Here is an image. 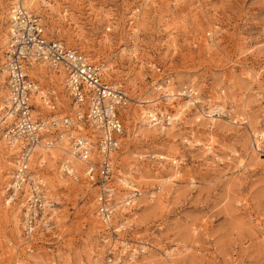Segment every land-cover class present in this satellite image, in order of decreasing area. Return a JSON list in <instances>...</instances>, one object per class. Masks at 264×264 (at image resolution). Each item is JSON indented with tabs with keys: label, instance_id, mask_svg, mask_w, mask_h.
Masks as SVG:
<instances>
[{
	"label": "rangeland",
	"instance_id": "rangeland-1",
	"mask_svg": "<svg viewBox=\"0 0 264 264\" xmlns=\"http://www.w3.org/2000/svg\"><path fill=\"white\" fill-rule=\"evenodd\" d=\"M14 1L0 0V67ZM29 8L42 17L51 36L104 61L106 78L122 84L131 98L122 109L125 135L118 164L140 194L128 207L131 215L116 212L112 219L114 227L125 223L115 249L124 244L121 240L130 246L149 242L135 264H264V156L252 145L254 132H264V0H38ZM161 84L176 94L175 103L160 99L156 88ZM191 84L202 94V106L222 98L223 106L234 108L232 114L211 126L197 121L198 109L180 96L183 86ZM56 87L60 99L70 104L67 89ZM6 95L0 70L1 106ZM144 99L154 102L138 103ZM152 107L174 114L183 109L171 125L173 132L171 126L148 127L144 119ZM233 112L244 116L237 124L229 121ZM222 123L227 128L221 131ZM4 133L1 125L0 264H129L117 250L113 262L108 261L112 248L104 238L113 233L100 221L96 189L85 177L64 176L70 183L66 187L51 183L49 176H60L59 162H48L44 172L48 190L59 202L58 227L51 237L57 235L39 238L34 251H26L24 202L7 203L15 156ZM187 134L194 135L196 144H184ZM208 145H214L219 159L207 154ZM176 157L183 158L181 175L159 202L158 188L165 177L174 178Z\"/></svg>",
	"mask_w": 264,
	"mask_h": 264
},
{
	"label": "built area",
	"instance_id": "built-area-1",
	"mask_svg": "<svg viewBox=\"0 0 264 264\" xmlns=\"http://www.w3.org/2000/svg\"><path fill=\"white\" fill-rule=\"evenodd\" d=\"M5 54L10 95L6 107L0 112V125L5 124L8 137L19 142L20 146L8 191L16 200L24 201L22 223L26 251L33 252L38 239L51 237L58 227L59 202L48 191L44 179L47 163L42 162L34 170L31 166L33 155L42 143L49 148L53 143L68 140L84 164L85 179L96 189V213L103 224H108L107 230L113 233L112 237L104 238L106 242L110 241L109 248H112L108 261H113L111 255L117 250L119 259L124 257L129 264H135L134 261L148 251L150 243L141 241L130 246L125 241L115 249V241L120 238L118 232L123 225L120 223L114 227L111 224L117 212V200L125 203V207H132L140 194L133 191L126 198L123 195L118 198L119 189L115 182V175L120 170L118 153L125 135L122 109L131 102L127 90L122 84L107 80L104 61H94L86 52L51 36L42 17L22 7L14 10ZM37 61H45L53 69L62 67L65 70L66 88L73 108L69 113L63 111L65 108L59 94L30 74V68ZM196 88L193 84L185 85V98L190 99L196 109L210 111L212 108L208 105H201L202 94ZM36 93L40 94L46 109H50L49 113L36 102ZM162 110V113L157 110L152 120L157 126L167 128L172 125L174 112L169 108ZM212 114L222 118L229 116L224 115L220 108ZM187 135L193 139L192 135ZM183 142L190 145L189 141ZM252 145L264 156V132L258 136L253 134ZM63 171L74 180L81 178V174L71 172L67 167Z\"/></svg>",
	"mask_w": 264,
	"mask_h": 264
},
{
	"label": "bare ground",
	"instance_id": "bare-ground-1",
	"mask_svg": "<svg viewBox=\"0 0 264 264\" xmlns=\"http://www.w3.org/2000/svg\"><path fill=\"white\" fill-rule=\"evenodd\" d=\"M38 0H16V1H14V2H16V4L14 5V7H13V9H11V12H12V21H13V17H14V10H15V8H17V7H22V8H25V9H28V10H30V6H33L36 2H37ZM140 10H141V8H139V9H137V10H135V12H134V15H138L139 13H140ZM31 11V10H30ZM10 12V13H11ZM9 13V14H10ZM12 21H11V23H12ZM11 27V26H10ZM106 29H107V32H111L112 31V25H109V26H107L106 27ZM9 33H10V29H9ZM8 39H9V35H8V37H7V42H6V44L8 43ZM7 46V45H6ZM124 48V47H123ZM136 47H134V48H132V49H135ZM131 49V48H130ZM5 51H6V49H5ZM5 62H6V54H5V61H4V63L2 64V67H0V70H1V74H2V77L5 79V81H6V90H7V95H6V98L4 99V104H3V102L1 103L2 104V106H1V110H0V112L2 111V109H4L5 107H6V105H7V103H8V99H9V95H10V88H9V85H8V71H7V68H6V66H5ZM151 66H152V68H155V64H151ZM158 68V67H157ZM48 69V71H50V76L49 75H47L46 76V74H43V71L44 70H47ZM158 69H160V68H158ZM105 73L107 74V65L105 64ZM30 74L31 75H33L34 77L36 76V78L39 76V78L41 79V80H44V81H47L48 83H46L48 86H50V87H52L57 93H60L59 91H57V87H56V85L60 88V86L62 87V89L64 88L65 89V91H66V87H67V82H66V72H65V70L62 68V67H59L58 69H53V68H51V66L47 63V62H45V61H37L31 68H30ZM161 79V78H160ZM160 79H158L157 81L159 82V80ZM108 80V79H107ZM63 84H64V87H63ZM49 87V88H50ZM160 87V88H159ZM158 88H156V90L158 91V90H160V92L163 94H161L160 93V99L162 100V97H161V95L162 96H164L165 98H166V102L165 103H167V104H173V103H175L176 102V94L174 93V94H172L169 90L170 89H168L167 88V86H166V88L164 87V85L163 84H161V86H159ZM185 87V85L183 86V88ZM183 88H182V90H181V95L180 96H184V94H183ZM61 89V88H60ZM196 89H198V88H196ZM68 91L69 90H67L66 92H67V94H68ZM151 92V91H150ZM198 92H199V90H198ZM223 92V90L221 91V93ZM149 93V92H148ZM35 96V100H36V102L38 103V104H41V106H42V108L43 109H45V112L47 111L48 113L50 112V109L49 108H47L46 109V106L45 105H43L44 104V102L43 101H41V99H40V94H35L34 95ZM69 94L68 95H66V101H67V99H69L70 98V100H72L71 99V97L69 96ZM153 97V96H152ZM185 97V96H184ZM199 97L197 96V99H198ZM186 99V101L184 102L185 103V105H191L192 104V101L190 100V99H188V98H185ZM151 102H154V99L153 100H151V99H148L147 101H145V99H144V101L142 100V101H140V102H138V103H142V105H144L145 103H151ZM223 102L224 101H222V98H218L216 101H215V103L214 104H211V103H207L206 104V106L208 105V107H210V108H212L210 111H207V110H205V109H203V108H200L198 111H196V113H197V117H196V119H197V121H202V120H205L210 126L211 125H214L215 124V122L217 121V120H223V118L222 117H215V116H213V112L215 111V109L216 108H220L222 111H223V114L224 115H231L232 114V110H234V108H232V110L230 111V109L228 108V107H225V106H223ZM61 104H62V106L65 108V110L63 109V111H66L67 113H69L71 110H68L69 109V107L71 106V108H72V105H71V102H70V104L68 103V104H66L62 99H61ZM67 105H69V106H67ZM176 105V104H175ZM61 106V107H62ZM216 107V108H215ZM180 108V107H179ZM177 109L178 111H177V113H175V114H172L171 116H172V126H173V124L175 123V122H177V121H179L180 120V114L183 112V109ZM205 108V107H204ZM73 109V108H72ZM153 109V110H152ZM152 109H147L146 110V115H145V117H146V119H144L146 122V124L148 125V127H154L155 128V126H157L155 123H153V120H152V117H154V116H156L157 115V110L158 111H161V113L163 112V110L162 109H157V108H153L152 107ZM44 114H47V113H44ZM164 114V113H163ZM242 114H239V112L238 113H235V112H233V115H232V117H231V119H229V121H231L232 123H234V124H237V123H239V121L244 117V116H241ZM242 117V118H241ZM228 120V119H227ZM8 121H10V120H8ZM201 123H202V125L204 124V126H206L205 125V123L204 122H200V125H201ZM1 125H3L4 126V128H5V124H1ZM0 125V126H1ZM171 126V125H170ZM171 126V127H172ZM221 127H220V130L222 131L223 129H225V128H227V126L225 125V124H223L222 123V125H220ZM160 130H164V129H166L164 126L163 127H160V126H157ZM214 127V126H213ZM168 128H170V127H168ZM83 129V128H82ZM174 128L172 127V131L171 132H173L174 130H173ZM143 130H146V129H144L143 128ZM4 131H5V129H4ZM94 132V131H93ZM254 134H255V132H254ZM260 133H258V134H256L257 136L259 135ZM190 135H192V137H193V139H191L190 138V136H187V137H185L184 139H183V141H189V143L191 144V143H193L194 142V135L193 134H190ZM207 135H210L211 137H215V135H214V133H213V131H209L208 133H207ZM4 136H5V138L7 139V144H8V147H9V150H11L12 152H13V154H14V164L12 163V166H13V169H12V174H11V178H10V182H9V184L12 182V178H13V171H14V169H15V166H16V160H17V157H18V153H19V151H20V146H19V142H16L15 140H11L9 137H8V135H7V133L5 132L4 133ZM94 138H96V136H94ZM196 144V143H195ZM197 144L199 145V142H197ZM59 149L58 151H61L62 152V154H60V159L58 160L57 159V156H56V153H54L55 152V150L56 149ZM213 148H214V145H208V146H206V152H207V154H209V155H213V157L214 158H216V159H219V157H218V155H216V154H214L213 153ZM46 149H48V150H46ZM155 156H157V155H155ZM263 156V155H262ZM37 158L36 159V161H37V165L35 166V167H33V159L34 158ZM165 157H166V155H160V158L162 159V160H164L165 159ZM33 159H32V168L34 169V170H36L37 169V167L39 166H41V164H42V162H46V163H48V162H54V163H57V162H59V171L62 173H60L59 175V177L58 178H56L55 176H49V179H50V181H51V183L53 184V185H58V184H61L62 186H68L70 183L68 182V180L64 177V176H66L65 174H64V171H63V168H65V167H67L71 172H76V173H79V174H81V176L83 175V176H85L84 175V173H83V169H84V164H83V162H82V160L77 156V154L74 152V150H73V148H72V146H71V144H70V142L68 141V140H66L65 142H62V143H57V144H55V143H53L49 148L44 144V143H42L37 149H36V151H35V153H34V155H33ZM183 158L182 157H176V158H174V159H172V166L174 167V178H172L171 176L170 177H165L163 180H162V183L160 184V186H159V188H158V190L160 189V196H159V202H162V199L164 198V197H166V196H164V195H167L168 194V192H169V187L168 188H166L170 183H172V182H174L176 179V177L177 176H180L181 175V172H180V170H179V167H180V163L183 161L182 160ZM62 162V163H61ZM53 169H55V168H53ZM52 170V169H51ZM156 172V171H155ZM158 174V173H157ZM67 177H70V176H67ZM70 178H72V177H70ZM45 179V178H44ZM45 181H46V179H45ZM115 182H116V185H117V187L119 188V192L121 193V194H123V197H128L130 194H132V193H134L133 191H140L139 190V187H138V184L135 182V181H133L132 179H131V177H130V174L129 173H127V174H125V176L124 175H122L119 171L117 172V174L115 175ZM46 184H47V186H48V183H47V181H46ZM165 186V187H164ZM165 188H166V190H165ZM164 190V191H163ZM49 191V190H48ZM161 191H163V192H161ZM157 192V191H156ZM159 193V192H158ZM162 197V198H161ZM119 198V197H118ZM16 199V197L15 196H13V195H10L9 197H8V199H7V203L10 205V203L11 202H13L14 200ZM22 201H23V199H21ZM24 202V201H23ZM121 201H119V200H117V203H116V211L118 212L117 214H120L121 213V215H123V216H125L126 214H130L131 215V209L130 208H128V207H125L124 206V204H121L120 203ZM23 206H24V203H23ZM115 217H116V215H115ZM124 218H127V216H125ZM135 219V218H134ZM130 220H132V219H130ZM127 221H129V219H126V222ZM111 224H112V221H111ZM108 224H104V226H105V230H107V228H108V226H107ZM122 225L123 226H125V223H122ZM117 227V226H116ZM121 242L122 243H125V240H121ZM144 247H146V246H144ZM145 258V257H144ZM115 261V260H114ZM111 262H113V261H111Z\"/></svg>",
	"mask_w": 264,
	"mask_h": 264
}]
</instances>
